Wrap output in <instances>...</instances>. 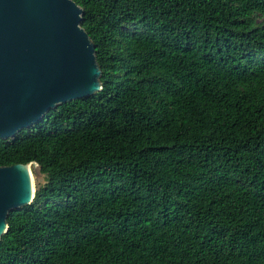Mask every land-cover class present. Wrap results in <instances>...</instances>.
<instances>
[{
	"label": "trees",
	"instance_id": "obj_1",
	"mask_svg": "<svg viewBox=\"0 0 264 264\" xmlns=\"http://www.w3.org/2000/svg\"><path fill=\"white\" fill-rule=\"evenodd\" d=\"M74 1L101 89L0 138V264H264V0Z\"/></svg>",
	"mask_w": 264,
	"mask_h": 264
},
{
	"label": "water",
	"instance_id": "obj_2",
	"mask_svg": "<svg viewBox=\"0 0 264 264\" xmlns=\"http://www.w3.org/2000/svg\"><path fill=\"white\" fill-rule=\"evenodd\" d=\"M82 11L74 0H0V138L101 89ZM39 168L35 160L0 165V237L8 213L32 201Z\"/></svg>",
	"mask_w": 264,
	"mask_h": 264
}]
</instances>
